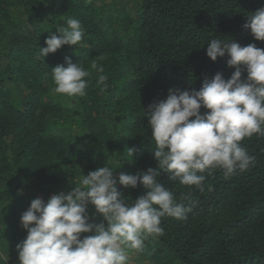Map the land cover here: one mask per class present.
Wrapping results in <instances>:
<instances>
[{
  "label": "trees",
  "instance_id": "1",
  "mask_svg": "<svg viewBox=\"0 0 264 264\" xmlns=\"http://www.w3.org/2000/svg\"><path fill=\"white\" fill-rule=\"evenodd\" d=\"M261 7L264 0H0V264H20L16 246L27 236L20 217L33 199L67 193L106 164L116 179L118 171L156 168L144 108L169 89L231 77L227 55H206L212 39L264 49L244 28ZM68 18L81 21L85 39L42 58L40 47ZM66 57L91 72L84 97L52 90V68L67 66ZM93 61L109 77L106 91ZM242 144L254 163L230 177L206 174L204 191L161 172L158 182L192 211L184 220L163 217V235L129 250L127 264H264V136ZM117 188L129 202L145 194L143 185ZM88 211L103 221L94 206Z\"/></svg>",
  "mask_w": 264,
  "mask_h": 264
},
{
  "label": "clouds",
  "instance_id": "2",
  "mask_svg": "<svg viewBox=\"0 0 264 264\" xmlns=\"http://www.w3.org/2000/svg\"><path fill=\"white\" fill-rule=\"evenodd\" d=\"M244 28L264 42V7L246 15ZM84 39L81 21L68 18L66 26L51 32L39 54L46 58L64 45H81ZM207 45L206 55L212 61L227 55V65L235 71L228 79L222 73L205 78L199 90L169 89L166 99L144 108L157 167L136 174L121 172L117 181L106 164L82 175L67 193L53 195L47 202L33 199L20 217L27 231L16 246L20 264H127L129 250L141 252L146 240L163 235V217L184 220L192 211L158 182L162 171L172 182L204 191L207 176L217 169L230 177L254 163L242 141L254 134L264 136V49L256 43L241 46L233 39H212ZM65 61L67 66L52 68L53 92L84 97L91 72L81 62L68 57ZM91 68L100 90L106 91L109 77L103 65L93 61ZM244 70L246 78H242ZM202 108L207 111L202 113ZM117 183L124 188L143 185L145 194L129 202ZM89 205L102 222H92Z\"/></svg>",
  "mask_w": 264,
  "mask_h": 264
},
{
  "label": "rangeland",
  "instance_id": "3",
  "mask_svg": "<svg viewBox=\"0 0 264 264\" xmlns=\"http://www.w3.org/2000/svg\"><path fill=\"white\" fill-rule=\"evenodd\" d=\"M128 164H130V160L128 161ZM120 175V172L118 171L117 173H116V176H119ZM117 181H118V179H117Z\"/></svg>",
  "mask_w": 264,
  "mask_h": 264
}]
</instances>
